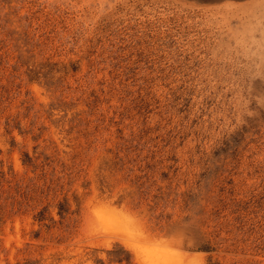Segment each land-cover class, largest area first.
I'll return each instance as SVG.
<instances>
[{
  "label": "rangeland",
  "instance_id": "obj_1",
  "mask_svg": "<svg viewBox=\"0 0 264 264\" xmlns=\"http://www.w3.org/2000/svg\"><path fill=\"white\" fill-rule=\"evenodd\" d=\"M149 246L264 264V0H0V264Z\"/></svg>",
  "mask_w": 264,
  "mask_h": 264
},
{
  "label": "bare ground",
  "instance_id": "obj_2",
  "mask_svg": "<svg viewBox=\"0 0 264 264\" xmlns=\"http://www.w3.org/2000/svg\"><path fill=\"white\" fill-rule=\"evenodd\" d=\"M104 209L109 214L111 221L114 220L120 225L123 223L119 211L109 207ZM141 249V251L138 250L140 251L139 255L141 253L142 262L145 264H184L185 260L190 258L188 254L177 249L159 248L158 246L142 247Z\"/></svg>",
  "mask_w": 264,
  "mask_h": 264
},
{
  "label": "trees",
  "instance_id": "obj_3",
  "mask_svg": "<svg viewBox=\"0 0 264 264\" xmlns=\"http://www.w3.org/2000/svg\"><path fill=\"white\" fill-rule=\"evenodd\" d=\"M208 264H222V263H219V262H209Z\"/></svg>",
  "mask_w": 264,
  "mask_h": 264
}]
</instances>
